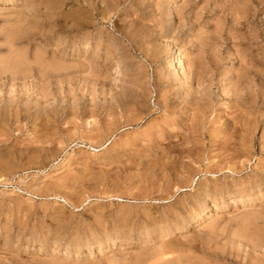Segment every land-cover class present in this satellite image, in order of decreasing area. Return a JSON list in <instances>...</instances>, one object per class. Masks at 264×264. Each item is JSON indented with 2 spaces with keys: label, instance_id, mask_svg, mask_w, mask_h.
Wrapping results in <instances>:
<instances>
[{
  "label": "rangeland",
  "instance_id": "rangeland-1",
  "mask_svg": "<svg viewBox=\"0 0 264 264\" xmlns=\"http://www.w3.org/2000/svg\"><path fill=\"white\" fill-rule=\"evenodd\" d=\"M192 263L264 264V0H0V264Z\"/></svg>",
  "mask_w": 264,
  "mask_h": 264
},
{
  "label": "bare ground",
  "instance_id": "bare-ground-1",
  "mask_svg": "<svg viewBox=\"0 0 264 264\" xmlns=\"http://www.w3.org/2000/svg\"><path fill=\"white\" fill-rule=\"evenodd\" d=\"M175 58V57H174ZM177 69V68H176ZM179 70V69H178ZM179 73V72H178ZM263 153V152H262ZM204 207V203L202 204V205H198V207H197V210H196V215H197V217L200 215V212L204 209L203 208ZM252 217V216H251ZM254 219H255V217H253ZM248 220L250 221V219L248 218ZM248 221V222H249ZM252 224H254L253 222H251ZM251 223H250V225H251ZM250 225H247V226H250ZM252 226V225H251ZM249 228V227H248ZM261 240V239H260ZM159 251V250H158ZM164 252V251H163ZM183 260V259H182ZM193 264V263H192Z\"/></svg>",
  "mask_w": 264,
  "mask_h": 264
}]
</instances>
